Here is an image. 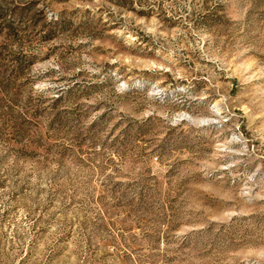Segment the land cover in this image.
I'll list each match as a JSON object with an SVG mask.
<instances>
[{
	"label": "rangeland",
	"instance_id": "374dc122",
	"mask_svg": "<svg viewBox=\"0 0 264 264\" xmlns=\"http://www.w3.org/2000/svg\"><path fill=\"white\" fill-rule=\"evenodd\" d=\"M0 264H264V0H0Z\"/></svg>",
	"mask_w": 264,
	"mask_h": 264
}]
</instances>
